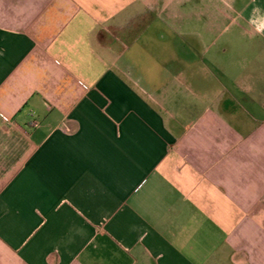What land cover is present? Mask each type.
<instances>
[{"label": "crops", "instance_id": "crops-1", "mask_svg": "<svg viewBox=\"0 0 264 264\" xmlns=\"http://www.w3.org/2000/svg\"><path fill=\"white\" fill-rule=\"evenodd\" d=\"M0 264H264V0H0Z\"/></svg>", "mask_w": 264, "mask_h": 264}, {"label": "rangeland", "instance_id": "rangeland-1", "mask_svg": "<svg viewBox=\"0 0 264 264\" xmlns=\"http://www.w3.org/2000/svg\"><path fill=\"white\" fill-rule=\"evenodd\" d=\"M189 16L191 13H188ZM188 34L191 35L194 31L202 33L203 35V44H198V49L201 52H207L210 56H213L214 65L216 68L228 67L229 61L231 58L236 56H247V40H241L239 37V31L236 28H229L228 22H220L218 27L213 29L214 33L210 32L207 28L204 27H194L193 20L191 17L188 18ZM223 31V32H222ZM212 40H216L215 45L210 43ZM231 62V61H230Z\"/></svg>", "mask_w": 264, "mask_h": 264}]
</instances>
